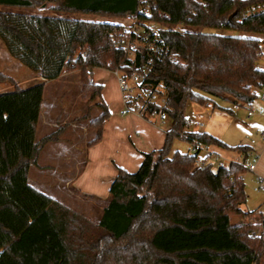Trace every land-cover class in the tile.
Returning <instances> with one entry per match:
<instances>
[{
    "label": "trees",
    "instance_id": "obj_1",
    "mask_svg": "<svg viewBox=\"0 0 264 264\" xmlns=\"http://www.w3.org/2000/svg\"><path fill=\"white\" fill-rule=\"evenodd\" d=\"M46 2L57 12L132 14L140 22L189 29L165 25L154 33L141 23L146 38L130 36L115 21L0 10V39L9 54L42 77L22 88L0 74V81L14 85L0 92V264H264V215L260 223L232 221L254 214L241 207L247 200L244 161L253 148L189 130L186 116L190 101L228 114L255 101L264 85L258 65L264 39L193 28L264 35V0H0V6ZM135 37L143 44L131 55L123 46ZM146 64L151 69L140 88L163 85L171 125L163 146L143 153L135 172L117 166L100 219L92 222L30 185V168L39 166L45 144L65 131L60 127L36 139L46 81L81 71L83 97L99 99L101 109L91 121L96 136L88 146H93L102 140L111 111L104 85L89 77L97 68L129 75ZM216 98L233 108L219 106ZM175 139L217 145L243 157L214 171L212 163L196 165L200 149L171 153Z\"/></svg>",
    "mask_w": 264,
    "mask_h": 264
},
{
    "label": "rangeland",
    "instance_id": "obj_2",
    "mask_svg": "<svg viewBox=\"0 0 264 264\" xmlns=\"http://www.w3.org/2000/svg\"><path fill=\"white\" fill-rule=\"evenodd\" d=\"M52 5L50 2H46L43 5L33 8L0 6V10L38 16L56 15L91 20H118L124 25V29L130 28L136 22L134 18L128 15L123 18H115L86 13L57 12L51 9ZM148 25H151L154 29H158L166 24L148 22ZM166 26L189 29L182 25ZM193 29L224 35L251 36L262 40L264 39V35L262 34L239 32L224 28ZM258 65L264 69V51ZM99 73H102L103 76L98 77ZM0 74L13 77L15 82L22 88L40 81L37 76H40V74L33 72L18 59L13 58L1 39ZM95 74L107 88L106 95L113 102L114 106H117V102L123 104L122 115H135L132 113L123 114L125 109L123 94L129 93H123L114 71L101 68V70L95 71ZM13 88L14 85L10 81H0V92L10 91ZM82 90L83 83L80 70L67 71L56 80L46 81L43 109L41 110L42 120L37 130L36 139L39 140L45 135L54 133L60 127H65V131L60 134L57 140L49 141L46 144L39 159L41 166L32 165L30 168L29 183L96 223L102 215L104 205L110 198L109 192L107 195L91 196L89 194H83L86 192L80 190L82 193L80 194L78 192L79 189L72 181L78 170L77 168H71L73 157L80 156L82 159L87 156V146L85 144L77 145V143L79 141L82 143L81 141L85 139H88L89 143L95 138L96 129L91 125V121L101 113V109L96 105L99 99L93 102L87 101L82 95ZM215 102L219 106L233 108L232 104L227 100L216 98ZM233 109L234 113L228 114L217 108L214 109L213 105L205 107L190 101L186 107V116L191 122L190 129H196L200 123L202 126L198 127V130L209 132L228 145H250L253 148L257 161V169L254 172L246 170L244 174L247 200L241 207L247 212H254L256 217L260 218L261 215H264V187H261L259 179L261 178V181L264 182V99L259 94L251 105H243L239 108L234 107ZM250 109L254 111V114L251 116L248 115ZM170 125L171 118L166 116L159 123V128L167 130ZM56 141H60L61 143L57 144L55 143ZM190 148L188 142L175 139L171 153L176 150L194 153ZM208 149L215 152V155L211 156L214 171H217L220 164L229 165L232 161H239L243 157L240 152L217 145H211ZM206 154V150L203 149L200 151L199 157L203 158ZM53 155L61 157L62 159L59 162H53L51 159ZM254 214L234 217L232 221H241L242 223L252 221L260 223L256 222Z\"/></svg>",
    "mask_w": 264,
    "mask_h": 264
},
{
    "label": "crops",
    "instance_id": "obj_3",
    "mask_svg": "<svg viewBox=\"0 0 264 264\" xmlns=\"http://www.w3.org/2000/svg\"><path fill=\"white\" fill-rule=\"evenodd\" d=\"M115 22L119 21L117 20ZM99 70H101V68H97L95 71ZM95 71L92 75L93 78L96 83H102V80L98 77H102L103 74L99 73L97 77ZM37 76L38 79H42L41 76ZM106 92L107 88L104 86L103 98L104 100L106 98L105 101L110 108L111 117L106 122L102 140L93 146H88V139L81 141L82 143L79 141L77 145L85 144L87 146V156L82 159L80 156H75L73 157L74 159H72L71 168L78 169L72 181L79 189V191L78 189L77 191L80 194H82L80 190H84L86 193L83 194H89L91 196L107 195L111 182L117 174V166L129 172H135L144 160L143 153L159 149L164 144L166 130L159 128V123L162 121L152 123L137 115H122L123 104L117 102V106H114L113 102L107 97ZM41 120L42 114L39 125ZM198 127L201 126H197V128ZM197 128H189V130L202 132ZM60 141H56L55 143L60 144ZM51 159L53 162H59L62 158L53 155ZM39 165L41 166L40 163ZM243 211L247 212L245 210ZM254 216L256 222H261L263 215H261L260 218H257L256 214H254Z\"/></svg>",
    "mask_w": 264,
    "mask_h": 264
},
{
    "label": "built area",
    "instance_id": "obj_4",
    "mask_svg": "<svg viewBox=\"0 0 264 264\" xmlns=\"http://www.w3.org/2000/svg\"><path fill=\"white\" fill-rule=\"evenodd\" d=\"M147 9L145 8V11ZM131 18H134L136 20L135 24L132 25L130 28H126L125 32L129 33L130 36L133 34L139 35L141 37H148V33L146 30L140 26L141 23H143L145 26H151L148 25L149 21L140 22L138 21L136 15L129 14ZM152 31L155 33L157 29H154L152 26ZM136 39L132 40L131 38H128L126 41V44L123 46L125 50H127L131 55H135L137 52V49L142 46L143 42L138 39V37H135ZM121 41V40H120ZM139 43V45H138ZM154 52L157 54H160L159 48H153ZM151 69L150 64H146L144 66L143 71L135 70L131 74L127 75L120 69H117L114 71L115 75L118 78V83L123 91V93L128 92L129 94H123V100L125 103V109L123 111V114L125 113H132L135 114L149 122L156 123L158 121H163L166 117V114L164 112L165 109L168 108L167 100L164 95V87L162 84H158L155 87V90L153 91H145L140 88V85H142L145 82V79L147 75L149 74ZM89 80L91 83H96L93 76L89 77ZM261 95V97L264 99V85L258 90V95ZM251 105V104H250ZM151 106H157L158 109H150ZM254 114V111L250 109L248 111V115L251 116ZM190 125V121H188V126ZM198 126H202L200 123ZM264 136V133H263ZM253 142V141H252ZM203 150L205 149L207 152V155L205 158H198L196 159V165H204L207 163H211V156L215 155V152L210 151L207 147L200 146L197 143L191 144V150L195 152L196 150ZM244 164L249 171H256L257 169V161L256 157L254 156V152L251 151L247 158L244 161ZM220 164L219 166H221ZM261 187H264V182L261 181Z\"/></svg>",
    "mask_w": 264,
    "mask_h": 264
}]
</instances>
